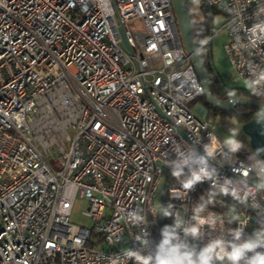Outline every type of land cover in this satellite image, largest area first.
Listing matches in <instances>:
<instances>
[{
	"label": "built area",
	"instance_id": "built-area-1",
	"mask_svg": "<svg viewBox=\"0 0 264 264\" xmlns=\"http://www.w3.org/2000/svg\"><path fill=\"white\" fill-rule=\"evenodd\" d=\"M200 3L223 15L237 77L250 73L241 66V78L235 65L264 67V42L234 47L244 26L264 19L256 15L264 0ZM172 10L171 0H0V264H108L126 247L147 251L134 236L146 230L154 244L158 220L148 210L163 172L165 203L185 207V218L208 190L211 179L173 197L180 185L165 164L176 144L203 154L210 135L222 141L205 109L192 107L203 87ZM224 151L209 165L218 182L237 180L249 150ZM77 195L87 199L91 227L69 220ZM218 199L209 210L234 206L247 218L245 233L259 226L253 208ZM256 199L264 206V196ZM132 210L147 224L128 223Z\"/></svg>",
	"mask_w": 264,
	"mask_h": 264
},
{
	"label": "clouds",
	"instance_id": "clouds-1",
	"mask_svg": "<svg viewBox=\"0 0 264 264\" xmlns=\"http://www.w3.org/2000/svg\"><path fill=\"white\" fill-rule=\"evenodd\" d=\"M201 0H192L199 5ZM237 18L243 24L242 10L237 9ZM257 17L264 16V5L258 3ZM246 37H237L234 47L241 52L248 50L249 46L258 48L264 42V19H257L251 27L242 29ZM206 43V41H205ZM197 48L203 44L197 42ZM248 66L249 78H242L238 69ZM243 86L253 95L264 98V67L242 63L235 65ZM230 96H236L235 89L229 90ZM258 122H264V108L255 113ZM229 129L228 135L221 141L214 134L208 138V143L203 146V154L197 153L195 148L188 145L176 144L173 147L175 159L166 160V165L171 168L172 175L180 185L176 189L178 195L173 197L186 198L197 183L211 179L208 190L194 202L190 209V215L185 218L183 209H174L172 203L160 204L156 201L148 212L153 216L170 217L171 224H165L160 229V239L154 244L148 239V232L141 231L134 239L148 249L126 247L114 253L108 259V264H264V206H258L256 197L264 196V157L260 149L253 151L244 163L245 172L237 180L224 179L218 182L215 178V168L209 165L210 160H215L218 152L235 154L242 147V142L237 138L239 127L236 122ZM187 169V173H185ZM250 181V182H249ZM231 196L248 207L253 208L259 217V226L250 234L244 232L247 218L242 216L234 207L230 206L227 211L215 212L209 210V206L221 203L220 196ZM128 223L134 226L146 225L147 215L143 211L132 210L126 216ZM233 221H238L240 226L227 227ZM208 230V239L202 246L195 241L201 240ZM216 233L211 235V233Z\"/></svg>",
	"mask_w": 264,
	"mask_h": 264
},
{
	"label": "rangeland",
	"instance_id": "rangeland-1",
	"mask_svg": "<svg viewBox=\"0 0 264 264\" xmlns=\"http://www.w3.org/2000/svg\"><path fill=\"white\" fill-rule=\"evenodd\" d=\"M189 10L193 23L198 24L199 28L196 30L198 33L202 34L203 40L201 42H207L205 47V52L210 54L212 66L215 69V73H217L220 80L224 83L225 86L233 87V88H245L243 86L244 82L237 77L236 73L233 72L229 62L226 60V52L225 48L223 47L228 40V36L226 35V28L223 27V15L215 9H212V21L211 23V30H209L206 23H203L205 19L209 16L208 14V7L202 3L199 5H195L192 3V0H189ZM196 36H199L196 35ZM210 37V38H209ZM199 40L201 39L198 37ZM200 105L203 109H205L206 117L212 120L215 125V131L222 140L226 135H228L229 129L234 127L235 125L232 124L236 122L237 127H239V135L238 139L242 142L243 148L249 150V155L251 152L255 151L249 145V140L244 139L241 135L244 133L241 131V124L242 122L238 121L236 117L230 115L228 113H219V112H208L205 108V105L201 99H196L192 107ZM245 135V134H244ZM166 173L163 172L160 181L155 189L154 198H153V206L155 205L156 201L160 204H164L163 201L165 199V189H166ZM87 199L85 197H80L77 195L74 199L73 206L70 211L69 220L72 223L77 224H85L88 227L92 226V221L87 219L83 212L87 208ZM158 222H163L166 217H162L157 215Z\"/></svg>",
	"mask_w": 264,
	"mask_h": 264
},
{
	"label": "water",
	"instance_id": "water-1",
	"mask_svg": "<svg viewBox=\"0 0 264 264\" xmlns=\"http://www.w3.org/2000/svg\"><path fill=\"white\" fill-rule=\"evenodd\" d=\"M173 12L176 19V24L179 31V37L183 45V49L189 54L190 62H192L194 70L198 75V78L203 87L204 99L210 105L220 108L221 110H231L236 104H246L254 106L256 108H264V102L253 98L241 95L234 97L230 96L225 99H218L210 92V79L207 74V68L203 61L202 49L197 48V42L194 35V23L190 14L189 7L185 0H171ZM210 10V9H208ZM211 12V10H210ZM211 14V13H210ZM120 34L124 39V30L122 27L119 28ZM126 43V40L124 39ZM127 45V44H126ZM241 131L248 137L249 145L255 151L257 149L262 150L261 156L264 157V122H258L255 117L248 120V122H242Z\"/></svg>",
	"mask_w": 264,
	"mask_h": 264
},
{
	"label": "trees",
	"instance_id": "trees-1",
	"mask_svg": "<svg viewBox=\"0 0 264 264\" xmlns=\"http://www.w3.org/2000/svg\"><path fill=\"white\" fill-rule=\"evenodd\" d=\"M187 5H189V0H185ZM199 36H196L198 35ZM202 34L198 33V31H194V37L196 40L198 41H202L203 40V36H201ZM200 37L201 39L199 40ZM205 48V47H204ZM202 48V49H204ZM206 65V64H205ZM207 68V66H206ZM207 71H209V69L207 68ZM216 85L215 87H210V92L212 95H214L216 98L218 99H223L224 97L227 96V91H229L230 89H235L237 92V95H241V96H246V97H251L252 95L249 93V91L246 88H233V87H229V86H225L224 83L220 80V78L218 77L217 73H216ZM204 95L202 94L200 97L196 98V99H201L205 105V108L208 110V112H219V113H228L230 115H233L234 117H236V119L240 122H248V120L251 119L252 116V111L248 112L247 109H249L251 106L250 105H246V104H236L234 106L233 109L231 110H221L220 108H216L212 105H210L209 103H207L204 99ZM167 179V176H166ZM166 187H167V180H166ZM164 201L163 203L166 204V190H165V194H164ZM165 224H170V218L166 217V219L163 222H157L155 224H152L150 229L152 231L153 234V242H158L160 239V229L165 225Z\"/></svg>",
	"mask_w": 264,
	"mask_h": 264
},
{
	"label": "flooded vegetation",
	"instance_id": "flooded-vegetation-1",
	"mask_svg": "<svg viewBox=\"0 0 264 264\" xmlns=\"http://www.w3.org/2000/svg\"><path fill=\"white\" fill-rule=\"evenodd\" d=\"M209 9V8H208ZM207 9V10H208ZM211 13V14H210ZM208 14H209V16L207 17V19H205V21L203 22V23H206L207 24V26H208V28H209V30H211V21H212V10H211V12H210V10H208ZM197 28H199V26H198V24H194V31H197L196 29ZM208 41L209 40H207V42L206 43H204L203 44V47L202 48H204V47H206V45H207V43H208ZM201 42V41H200ZM201 48V49H202ZM202 54H203V58H204V62H205V64H206V66H207V68L209 69V71L207 72V74H208V76H209V79H210V83H211V85L210 86H212V87H215V85H216V83H215V81H216V71H215V69H214V67L212 66V63H211V57H210V54H207L206 52H205V48L204 49H202ZM229 91H227V96L226 97H224L223 99H225V98H227V97H229ZM237 95V94H236ZM235 106V105H234ZM248 110V112H250V111H252V116H251V118H253V117H255V113L259 110V108H256V107H254V106H251L249 109H247ZM244 139H246V140H248V137L247 136H245L244 134L243 135H241Z\"/></svg>",
	"mask_w": 264,
	"mask_h": 264
}]
</instances>
